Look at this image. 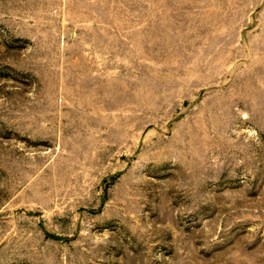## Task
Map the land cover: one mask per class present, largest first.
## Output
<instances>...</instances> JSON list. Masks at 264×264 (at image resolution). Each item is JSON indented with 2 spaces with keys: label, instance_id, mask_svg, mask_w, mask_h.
<instances>
[{
  "label": "rangeland",
  "instance_id": "1",
  "mask_svg": "<svg viewBox=\"0 0 264 264\" xmlns=\"http://www.w3.org/2000/svg\"><path fill=\"white\" fill-rule=\"evenodd\" d=\"M0 264H264V0H0Z\"/></svg>",
  "mask_w": 264,
  "mask_h": 264
}]
</instances>
